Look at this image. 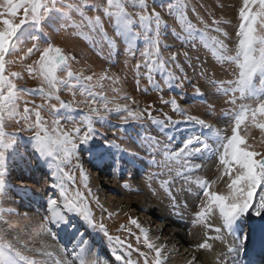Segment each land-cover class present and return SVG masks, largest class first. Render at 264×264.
<instances>
[{"label": "rangeland", "instance_id": "rangeland-1", "mask_svg": "<svg viewBox=\"0 0 264 264\" xmlns=\"http://www.w3.org/2000/svg\"><path fill=\"white\" fill-rule=\"evenodd\" d=\"M65 2H70V0H65ZM89 2L99 3L101 6L106 4V0H89ZM168 2L170 0H156L155 4H152V0H149V4L156 7L158 11L161 10L159 4L167 5ZM240 5L241 0H189L188 17L197 28H202L203 25L193 14L192 8H195L209 25L213 18L230 21L221 27L229 33L226 43L234 52ZM128 10L134 12L136 9L129 7ZM97 14L102 17L104 35L92 32L87 27L61 28L57 31L60 23H56L54 27H45L43 33L38 34L40 36L38 41L26 38L20 45V50L8 57L9 61H12L7 66L8 71L20 73V78L15 81L18 87L40 88L39 78L30 76L27 71V66L39 59V51H34L24 60L20 58L25 57L27 49L31 48L33 43H36L39 49L51 43L60 47L66 55L75 57L74 60L69 61V67L74 73L82 72L84 76L91 75L93 81L104 73L113 78L118 77V83L114 84L111 80L105 79L102 81L103 88L95 90L103 91L113 101L109 104L110 108L115 103L129 104L134 111L143 112L144 118L139 121L129 120L127 124H123L120 117L125 113L111 112L105 121H97L94 124L95 138L88 145L83 146L80 152L79 163L87 176V187L81 183L80 168L74 167L76 160L72 161L71 166L75 175V183L68 181L67 186L70 191L79 190L84 194L95 222L103 223L109 235L120 237L125 241V247L128 244L132 245V249H129L132 252L131 259L137 264H144V258L139 253L148 250L144 246L139 229L129 223L130 217L136 219L142 227L148 230L151 240L164 246L167 254L166 264H188L193 257L197 258L195 264H201L198 258L199 249L195 247L200 241L195 237L192 238L191 235L205 228L203 225L193 223L195 214L199 211L203 201L202 191L195 183L186 184L182 177L176 175L179 166L175 162H169L173 169L171 172L168 168L159 165L164 161L165 146L172 151H178L189 138L206 136L207 132L203 133V128L199 129L195 127L196 124L188 122L186 116L198 117L221 130L222 135H231V118L226 116L225 112L232 109L233 105L226 102L228 97L217 91V85L213 81L233 79L235 68L233 65L220 63L212 50L205 47L199 37L189 40L179 38V35H183L181 27L175 16L169 15L165 7L162 16L168 26L163 30L161 37V54L166 60H169L173 53L176 54V60L170 61L169 70L181 79L174 82V85L179 84V87H169L162 76L155 73L154 79L160 85V90H155L145 75L147 69L141 68L139 75L135 71V65L138 62L143 64L141 55L145 47L143 40H138L133 51L127 52L128 45L122 36L117 35L114 24L104 17L102 12H94L90 8L87 10L88 16ZM73 19L79 23L81 18L73 13ZM216 35L218 34L209 29V36ZM176 64L180 65L183 72L175 67ZM57 75L64 78L66 72L58 71ZM113 88L119 91L113 92ZM197 89L202 95H197ZM73 91L75 96H73ZM73 91L61 86L58 92L60 100L72 102V107L77 109L75 112L62 110L58 114L57 118L60 119L61 126L65 129L72 127L70 118L79 120L81 114L89 109L86 99L90 98L81 95L79 88ZM125 95L131 97V101L120 98ZM171 98L176 99L184 115L174 111L171 104L164 103ZM24 101H29V107L33 104L44 103L38 93L22 94L19 103L21 112L25 106ZM245 102L252 103V101ZM51 103H57V101L52 100ZM100 105L101 101L97 98L93 106L100 107ZM148 112H151L155 120H163L164 124L153 123V120L148 118ZM42 115L49 122L53 119L47 109L42 111ZM167 118L179 123H170ZM17 120L8 122L6 129L8 132L15 133L25 127L22 120L19 122ZM84 130L86 129H82V133ZM169 130H172L174 135L167 133ZM240 131L242 135L247 133L248 143L254 145L256 150L264 152V143L261 142L262 136L259 129L250 125L245 129L242 125ZM31 135L30 131H19L18 154L9 161L4 174L7 195L0 197V209H3L0 212V230H7L11 225L9 238L19 235L20 241L27 245L21 249L26 255H33L32 250L34 249H42L54 251L61 258L71 261L70 253L73 244L79 242L82 236L87 246L93 252L98 253L105 264H121L115 256L123 254L125 249L115 248L102 232L89 226L75 213L62 211L67 221L66 224H61L59 227L49 224L51 231L47 233L40 230L39 225L44 217L49 215L47 201L49 198L59 199V190L52 187L54 180L50 175L48 165L33 152ZM146 138H155L158 146L155 144L150 146ZM110 141H115L124 151L120 152L115 148L107 147ZM208 143L213 149L217 146L212 140ZM190 147L199 148L201 145L193 143ZM153 160L157 162L156 165L152 163ZM191 163L201 165L189 174L191 181L197 178L210 183L215 181L211 190L218 193L226 191L227 177H221V166L216 155L196 156L192 158ZM153 173H160V175L149 180V176ZM170 177L172 178L170 188L176 198V207L161 188V182L169 180ZM188 188L192 191L189 192ZM89 189L92 192L91 196L88 195ZM262 192L264 189H257V199ZM162 212L164 215L160 217L159 214L161 215ZM246 217L243 225L246 230L239 229L236 232V236L240 237L238 241L236 236L231 238L227 235L229 245L235 244L239 248L235 256L238 264L243 260L239 254L242 255L241 253L245 250L249 233L259 227L257 225L252 230L246 227L252 224L254 215L249 214ZM214 220L218 222L214 227H221L218 215L211 218L209 224L212 225ZM3 221L8 223L5 224ZM262 233L264 234V231L260 229L255 235ZM137 237H140L139 241ZM205 237L207 238L208 234L202 239L205 240ZM63 248L69 250L66 257L60 251ZM224 249L226 247L218 253H226L227 250L224 251ZM253 254L261 256L263 253L253 251ZM232 259L233 257L229 256L230 264ZM149 260H151V255ZM215 261L218 264L217 257Z\"/></svg>", "mask_w": 264, "mask_h": 264}, {"label": "snow or ice", "instance_id": "snow-or-ice-1", "mask_svg": "<svg viewBox=\"0 0 264 264\" xmlns=\"http://www.w3.org/2000/svg\"><path fill=\"white\" fill-rule=\"evenodd\" d=\"M155 2L156 0H152V4ZM129 7L136 10L130 12ZM165 7L169 15L175 16L181 27L183 35L178 34L179 38L189 40L199 37L204 46L212 50L220 63L233 65L235 68L233 79L213 81L217 85V91L228 97L226 102L233 105L232 109L225 112V115L231 118V135H222L221 130L198 117L186 116L188 122L207 129L209 135L204 138L200 136L189 138L178 151H172L165 146L164 161L159 165L168 168L171 172L173 169L169 162H175L179 166L176 175L182 177L186 184L195 183L202 191L203 201L199 211L195 214L193 223L209 228L216 235L207 237L204 242L195 247L210 250L212 245L208 243V240H222L223 232L234 235L236 222L241 218L249 214L264 218V192L259 195L258 199L256 198L257 189H264V152L256 150L254 145L247 142V133L242 135L240 131L242 125L245 129L249 125L257 128L262 136L261 142L264 143V0H241L237 17L238 26L235 30L234 52L226 43L229 33L221 27L230 21L213 18L209 25L196 12V9L192 8L193 14L203 25L202 28H197L188 17L189 0H170L167 5L161 3L159 4L160 11L152 7L149 0H106L103 6L99 3H90L89 0H70V2H65V0H0V197L7 195L4 174L9 161L18 154L19 131H30L32 132L30 137L32 150L48 165L50 175L54 180L52 187L59 190V199L49 198L47 201L49 215L44 217L39 225L40 230L47 233L51 231L49 224H55L57 227L66 224L67 221L62 211L75 213L89 226L102 232L115 248L125 249L123 254L115 256L121 264H137L131 259L132 252L129 249H132V245L128 244L125 247L124 240L109 235L103 223H96L84 194L79 190L70 191L67 182L75 183V175L71 166L72 161L76 160L74 167L80 168L81 183L87 187V176L79 163L80 152L83 146L88 145L95 138L94 124L97 121H105L109 113L116 112L125 113L120 119L123 124H127L129 120H142L143 112L134 111L129 104L115 103L110 108L109 104L113 101L103 91L95 89H102V81L105 79L115 84L119 82V78H113L104 73L93 81L91 75L84 76L82 72L74 73L69 67V61L74 60L75 57L66 55L60 47L51 43L43 49H39L37 44L33 43V46L27 49L25 57L20 58L24 60L34 51H39V59L27 66L28 74L39 78L41 82V87L37 89H24L17 86L15 81L20 78V73L8 71L7 66L12 63L8 57L20 50V45L26 38L38 41L40 39L38 34L43 33L45 27H54L56 23H60L57 31L61 28L87 27L92 32L104 35L101 15L88 16L87 10L90 8L94 12H102L103 16L114 24L117 35L122 36L128 45L127 52H132L136 42L143 40L145 45L141 53L143 64L138 62L135 65L137 75L141 68L147 69L145 75L155 90H160V85L154 79L155 73H159L169 87H179L180 85H174V82L181 78L169 70L170 61L176 60V54L173 53L169 60L161 54V37L163 30L168 26L162 16ZM73 13L81 18L79 23L73 19ZM209 29L218 35L209 36ZM185 56L187 57V53ZM175 67L183 72L179 64ZM58 71H65L66 76L58 77ZM61 86L67 87L69 91L79 88L81 95L90 98L86 99L89 104L88 111L82 113L79 120L70 118L72 127L68 129L61 126V121L57 116L62 110L75 112L77 109L72 107V102L60 100L58 92ZM112 91L118 92L119 90L113 88ZM30 92L38 93L44 103L33 104L29 107V101H24L25 106L21 112L19 109L21 96ZM196 93L202 95L199 89ZM73 96H75L74 91ZM97 98L101 101L100 107L93 106ZM120 98L131 101V97L127 95ZM52 100L57 103H51ZM245 101H252V103ZM164 103L171 104L174 111L184 115L175 98L164 101ZM44 109H47L48 114L53 117L50 122L42 115ZM148 118L152 119L153 123L164 124L163 120H155L151 112H148ZM167 119L170 123H179L171 121L170 118ZM11 120H17V122L22 120L25 127L15 133L8 132L6 129ZM82 129L86 130L82 133ZM146 139L149 140L150 146L153 144L158 146L155 138ZM209 140L217 145L215 149L208 143ZM193 143H198L201 147H190ZM107 147L115 148L120 152L124 151L115 141L108 142ZM206 155L217 156L221 166L220 175L227 177L226 191L218 193L211 190L215 181L210 183L201 178L195 181L189 179V174L193 169L201 167V165L192 164V158ZM152 163L157 164L155 160ZM158 175L160 173L151 174L149 180ZM171 183L172 178L170 177L169 180L161 182V188L176 207V198L170 188ZM124 186L127 187V185ZM187 190L192 191L191 188ZM88 195H92L90 189ZM2 211L3 209H0V212ZM216 215L221 221V227H212L209 224V220ZM3 223L8 222L3 221ZM129 223L139 229L144 246L148 250L139 253L144 258V264H166L167 254L164 246L151 240L148 230L142 227L136 219L130 217ZM11 230V225L7 230H0V264H105L99 254L87 246L82 236L79 242L73 244L70 253L72 259L69 261L67 258H61L54 251L42 249L32 250L33 255L24 254L21 249L27 247L26 243L20 241L19 235L9 238ZM53 238L55 239L54 234ZM139 239L140 237H137L138 241ZM239 239L240 237L236 236V240ZM60 251L65 257L69 253L67 248ZM238 252L239 248L235 244L228 245L227 252L218 255V264H230L229 256L233 257L231 264H238L235 260ZM150 255L151 260H149ZM196 259L193 257L188 264H195Z\"/></svg>", "mask_w": 264, "mask_h": 264}, {"label": "bare ground", "instance_id": "bare-ground-1", "mask_svg": "<svg viewBox=\"0 0 264 264\" xmlns=\"http://www.w3.org/2000/svg\"><path fill=\"white\" fill-rule=\"evenodd\" d=\"M195 127H199V129H202L198 125H196ZM202 130H203V133H205V132L209 133L207 130H204V129H202ZM167 133L172 134L173 132H172V130H169ZM207 133L205 134L206 136L209 135ZM172 135H174V134H172ZM201 137H204V135L203 136L201 135ZM162 215H164L163 212L161 213V215L159 214L160 217ZM245 219H247L246 216L241 218L240 220H238L236 222L235 232H238L239 229H243V230L245 229V227H243V225L245 224V222H244ZM253 219L254 220L252 221V224H250V225L248 224L246 227H249L251 230H252V228H255L257 225H259V227L252 230L249 233L248 240L246 241V245H245V250H243V252L241 253L242 255L239 254V256L241 258H243L242 262L239 264H248V263L260 264L261 262H264V234L262 233V234H256L255 235V233L260 229L264 231V218L254 216ZM218 221H220V219ZM217 223L218 222L214 220L212 222L211 226L214 227L217 225ZM206 234H208V237L216 235V233L214 231H211L209 228H204V229L199 230L198 232L195 231V233L192 234L191 236H192V238L195 237L196 240L198 239L200 241V243H202V240H204L202 238ZM222 235H223L222 240H209L208 241V243H210L212 245V248L210 250L199 249L198 258L200 259L201 264H216L215 258L218 257V254H219L218 252H220V250L222 248H225V247H226V249H224V251L227 250V246L229 245V242L227 239L228 234L226 232H223ZM229 236L231 238H235L236 233L234 235H229ZM253 251H261L263 254L261 256H258L256 254H253Z\"/></svg>", "mask_w": 264, "mask_h": 264}]
</instances>
